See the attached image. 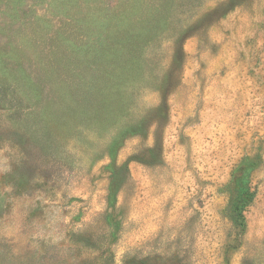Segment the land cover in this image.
Returning <instances> with one entry per match:
<instances>
[{
	"label": "rangeland",
	"instance_id": "obj_1",
	"mask_svg": "<svg viewBox=\"0 0 264 264\" xmlns=\"http://www.w3.org/2000/svg\"><path fill=\"white\" fill-rule=\"evenodd\" d=\"M0 264H264V0H0Z\"/></svg>",
	"mask_w": 264,
	"mask_h": 264
}]
</instances>
